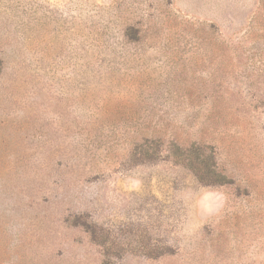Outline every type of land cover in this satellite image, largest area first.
Listing matches in <instances>:
<instances>
[{
    "label": "rangeland",
    "instance_id": "rangeland-1",
    "mask_svg": "<svg viewBox=\"0 0 264 264\" xmlns=\"http://www.w3.org/2000/svg\"><path fill=\"white\" fill-rule=\"evenodd\" d=\"M0 264H264V0H0Z\"/></svg>",
    "mask_w": 264,
    "mask_h": 264
},
{
    "label": "clouds",
    "instance_id": "clouds-1",
    "mask_svg": "<svg viewBox=\"0 0 264 264\" xmlns=\"http://www.w3.org/2000/svg\"><path fill=\"white\" fill-rule=\"evenodd\" d=\"M209 200H212L214 205H218L219 201L221 200V197L218 193L206 192L200 201V205L205 211H208V208H209L208 201Z\"/></svg>",
    "mask_w": 264,
    "mask_h": 264
}]
</instances>
